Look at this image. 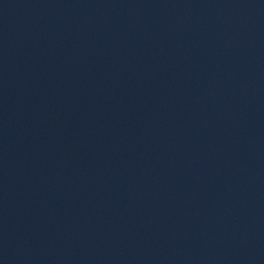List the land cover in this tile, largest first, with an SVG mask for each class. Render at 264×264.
Masks as SVG:
<instances>
[{
  "label": "water",
  "instance_id": "95a60500",
  "mask_svg": "<svg viewBox=\"0 0 264 264\" xmlns=\"http://www.w3.org/2000/svg\"><path fill=\"white\" fill-rule=\"evenodd\" d=\"M0 264H264V0H0Z\"/></svg>",
  "mask_w": 264,
  "mask_h": 264
}]
</instances>
